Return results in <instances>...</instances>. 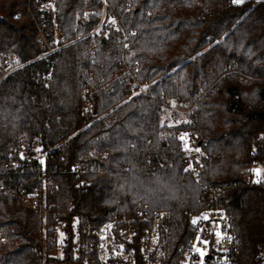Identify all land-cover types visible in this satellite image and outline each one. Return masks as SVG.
Listing matches in <instances>:
<instances>
[{
  "label": "trees",
  "instance_id": "16d2710c",
  "mask_svg": "<svg viewBox=\"0 0 264 264\" xmlns=\"http://www.w3.org/2000/svg\"><path fill=\"white\" fill-rule=\"evenodd\" d=\"M105 1L130 58L139 61L145 94L127 97V84L115 78L117 31L102 27L76 40L95 28L102 0H52L53 15L32 4L37 19L45 17L44 29L60 32L61 41L51 45H64L43 57L33 20L14 18L25 14L27 0H0V59L14 55L23 64L0 80V184L35 186V164L17 175L7 163L20 141L28 154L39 146L49 204L44 215L35 214L0 192L7 240L0 264L60 262L57 225L71 240L73 220L82 235L86 222L138 208L162 211L163 264H176V246L192 237L189 218L202 207L184 169L180 132L196 140L201 178L229 187L235 264H264V179L248 183L252 146L264 163V0ZM49 69L44 82L40 76ZM84 85L92 92L87 98ZM163 97L190 107L180 124L163 122ZM87 102L91 113L84 112ZM61 264H76L72 245L64 247Z\"/></svg>",
  "mask_w": 264,
  "mask_h": 264
},
{
  "label": "built area",
  "instance_id": "2783aa9c",
  "mask_svg": "<svg viewBox=\"0 0 264 264\" xmlns=\"http://www.w3.org/2000/svg\"><path fill=\"white\" fill-rule=\"evenodd\" d=\"M230 2L235 4L238 0H230ZM48 3H52V0H27L25 14L15 13L14 15V18L17 19L28 16L33 20L37 30L36 38L40 44L46 47V52L40 57L57 51L64 46L56 45L53 47L51 45L52 41L54 43L60 41L59 30L53 28V33L46 31L44 29L45 17H43V14L41 15L43 17L42 21H39L33 12L32 4H34L35 10L43 12L47 9ZM128 7V4H125V8L128 9ZM100 11L101 16L95 28L88 34L76 38V40L84 36H93L102 27L117 31L119 33L117 43L120 48L116 51L119 68L115 78L127 84V97L138 93L145 94L148 82L139 79L136 75L139 69V61L130 58L129 43L117 16L111 11L105 0H102ZM46 13H49L48 9ZM85 14L86 11L83 10L79 20L85 17ZM91 54H93V50H91ZM22 65L17 62L14 55L0 59V80ZM87 76L93 78L91 72ZM40 77L44 82H48L50 69ZM106 92L109 93V89ZM80 93L84 98L92 94L88 85H84ZM179 104L182 103L169 97L161 99L162 106L177 109ZM83 109L85 113L92 112L88 102L84 104ZM23 151L24 143L20 141L16 158L9 161L7 167H11L19 175L27 171L28 166L35 164L33 173L36 175V185L30 189H25L22 182L16 188L0 184V192L15 197L25 209L35 214L44 215L49 208V204L44 201L47 186L45 154L40 147L35 148L33 154ZM248 153L252 157L248 166L250 170L248 183L252 185L260 179H264V163L257 158L254 146L249 149ZM182 154L185 162L184 169L191 174L195 185L199 187L197 201L202 203V207L189 218L192 237L176 246V264H235L238 254V239L232 232L231 215L226 207L229 187L218 184L213 185L201 178L200 153L195 143L194 145H191L190 141L183 143ZM98 156L104 158L105 154L100 153ZM63 161L66 162L67 158H63ZM77 167H79V164L71 166L72 169ZM162 217L163 213L160 210L138 208L133 212L126 210L111 212L99 224L86 222L82 228V235H79L76 231V244L72 252L76 264H163L161 249ZM6 241V235L0 230V245L5 244ZM46 264L53 263L48 262Z\"/></svg>",
  "mask_w": 264,
  "mask_h": 264
},
{
  "label": "rangeland",
  "instance_id": "374dc122",
  "mask_svg": "<svg viewBox=\"0 0 264 264\" xmlns=\"http://www.w3.org/2000/svg\"><path fill=\"white\" fill-rule=\"evenodd\" d=\"M47 9H48V12L52 15V13H53L52 11H54L53 4L48 3ZM47 9H45V11H43V12H47ZM60 41H61V39H60ZM177 106H178L177 109L170 108V107H164L165 111H164V114L162 117L163 122L165 121L169 125H175V124H180L182 121H184L185 114L188 113V111L190 110V107L187 106L186 103L185 104H179ZM179 137L182 139V145H183V143H185L187 141H190V144L194 145V143L196 141L194 138L192 139L191 137H189L187 132H180ZM37 148H39V147L36 146V149ZM23 152H25V151H23ZM72 222H73V230H72V236H71L72 239L71 240H70V238H68V235L65 234V231L62 228V224L57 225L55 227L56 249H55L54 255H55V257H57L58 260H60V262H54L55 264H61V259L63 258V249L65 246L72 245V252H73L74 246L76 244V242H75L76 222L74 220ZM68 240H69V242H68ZM64 241H65V243H64Z\"/></svg>",
  "mask_w": 264,
  "mask_h": 264
}]
</instances>
